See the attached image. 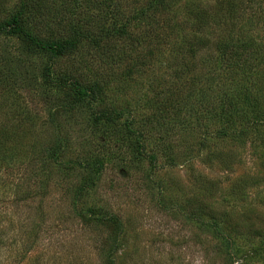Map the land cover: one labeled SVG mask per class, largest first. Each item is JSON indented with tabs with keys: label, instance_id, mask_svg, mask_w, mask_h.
Wrapping results in <instances>:
<instances>
[{
	"label": "rangeland",
	"instance_id": "obj_1",
	"mask_svg": "<svg viewBox=\"0 0 264 264\" xmlns=\"http://www.w3.org/2000/svg\"><path fill=\"white\" fill-rule=\"evenodd\" d=\"M37 1L34 36L81 33L53 80L98 99L52 127L48 56L0 35V264H264V0ZM23 2L0 0V23ZM234 42L255 47L250 67L222 62ZM56 135L68 146L51 159ZM94 160L98 176L82 167Z\"/></svg>",
	"mask_w": 264,
	"mask_h": 264
},
{
	"label": "trees",
	"instance_id": "obj_2",
	"mask_svg": "<svg viewBox=\"0 0 264 264\" xmlns=\"http://www.w3.org/2000/svg\"><path fill=\"white\" fill-rule=\"evenodd\" d=\"M225 2V5L232 7L234 6L233 3H231V0H223ZM256 1V0H251ZM258 1V0H257ZM39 1H30L29 2H23L19 6V10L17 13H15L9 20H7L4 23H0V35L6 34L11 35L14 37H17L21 39L24 42V49H22L25 53V55H37V54H45L48 56L49 63L44 68L42 73V82L43 84L47 85L52 82H56L55 86H58L60 91L59 95H55V99L53 101L50 100L49 104V121L51 122L52 127H56L60 130L59 124H56L57 118H55L57 115L64 113L68 114L79 107L83 106L84 104L90 105L98 99L97 95L98 92L95 88V86H88L83 87L80 85L79 81L72 78H67L65 76H62L59 78V80L54 81L52 78V69H53V61H55L58 58H61L68 53L74 51L79 44L81 40H76V38L80 37L79 35L80 30L71 27L70 32L72 34V39H58V40H50L45 41L38 36H34L29 29L27 28V23L29 21V18L27 17V12L29 11V4L32 6H37ZM256 3V2H255ZM161 5L163 7H167L168 4L165 2V0H156L153 7L156 5ZM246 2H243L242 6L245 5ZM215 5V4H214ZM226 5V6H227ZM219 8V7H217ZM151 9V8H150ZM232 9L227 8V11L230 13ZM207 24V23H206ZM121 32H119L120 34ZM233 43H224L221 46V55L223 56L222 62L225 63L226 66H234L239 65L240 66H249L253 63H251L249 60H246L248 55H252V49L255 47L248 46L244 44L243 42H234ZM256 59V58H255ZM253 59V61L255 60ZM4 76V75H3ZM100 100V98H99ZM240 102L237 100L234 101L233 104L230 105V107H235L236 105L239 106ZM92 106V105H91ZM229 106V104H228ZM91 109V108H90ZM236 111V110H234ZM241 111V108L238 109V114ZM240 115V114H239ZM123 116L122 111H111L109 112H99L94 115L93 117V124H101L103 123L104 126L112 125L116 123L117 120L121 119ZM256 123H259L258 121ZM133 123L129 121H125L123 124L124 131L126 130V133L128 136L132 137L135 136V143L137 146V152L140 153V156L144 157L145 155L142 153V145L139 141L138 136L136 135L137 132L133 130L132 128ZM9 134L6 133L5 129H2L0 131V158L3 160L2 152H5V146L7 139L10 138L8 136ZM59 135L55 136L54 143L49 146L47 150H45V153H47V156L51 159H54L57 153L60 155L64 148L68 146V143L65 139L62 140ZM16 157V156H15ZM149 161L153 164L155 162V156L151 155L147 157ZM12 157L7 158L6 160H11ZM98 160H94L92 163H87L85 166H82L80 162L77 163L79 167H84V172L87 171V173L94 172L93 168H95V175L98 176V174L101 171L102 164L97 162ZM10 164L9 162H7ZM14 167V164H13ZM105 216L98 217V220L103 219ZM112 220H115L113 218ZM117 220V219H116Z\"/></svg>",
	"mask_w": 264,
	"mask_h": 264
}]
</instances>
